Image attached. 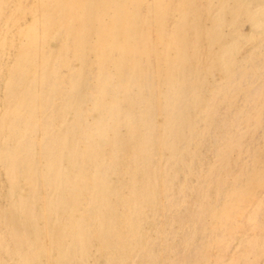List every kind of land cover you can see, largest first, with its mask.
<instances>
[{
    "label": "bare ground",
    "instance_id": "bare-ground-1",
    "mask_svg": "<svg viewBox=\"0 0 264 264\" xmlns=\"http://www.w3.org/2000/svg\"><path fill=\"white\" fill-rule=\"evenodd\" d=\"M64 3L39 1L41 21L35 18L26 28L3 82L0 264H88L97 259L91 257L93 245L105 264L173 262L169 229L176 218L165 230L166 222L155 223V216L159 206L170 209L177 202L174 180L181 170L185 178L192 173L220 101L235 110L231 123L237 129L216 144L212 162L198 173L196 207L183 239L188 251L197 233H209L212 243L182 256L181 263L215 260L211 245L230 242L244 203L255 198L248 216L253 223L264 205V192L256 193L264 185V157L256 158L251 144L264 122V77L253 92L235 79L243 46L240 20L264 27V1L150 0L145 19L157 25L155 43L140 31V0H80L70 19ZM108 11L109 24L101 21ZM62 30L59 49L46 50L47 40ZM249 37L258 40L259 34ZM5 44L0 30V50ZM151 58L163 100L159 125ZM244 60L252 63L253 54ZM214 70L222 74L221 85L208 88ZM238 93L245 94L240 107ZM92 112L97 116L88 121ZM245 245L223 264H257L249 254L263 241Z\"/></svg>",
    "mask_w": 264,
    "mask_h": 264
},
{
    "label": "rangeland",
    "instance_id": "rangeland-1",
    "mask_svg": "<svg viewBox=\"0 0 264 264\" xmlns=\"http://www.w3.org/2000/svg\"><path fill=\"white\" fill-rule=\"evenodd\" d=\"M39 1L40 0H4L2 2L0 30H2V33L5 34L6 44H5V47L2 50H0V113L3 111L4 105H5L3 102L2 88H3V82L6 79L7 69L11 65L14 57L16 56L20 48V45L26 39V30H27L26 28L32 23H34L35 18H37L39 23L41 21V13L37 8ZM64 1H65L64 5L66 6L65 14H66V17L70 19L71 9L77 8V6L80 3V0H64ZM140 2H141L140 6H141V14H142L141 23H140V31L147 36L150 43L152 42L155 43L157 41V38H156L157 25L155 21L152 20V21L147 22L145 19L146 4L149 3L150 0H140ZM17 7H20L19 10L17 9ZM13 14L15 17H13ZM110 16H111V13H109L108 11L106 14L101 15V21L102 22L107 21L109 24ZM7 18H12V19L9 20ZM4 20H8V23H5ZM238 27H239V32H240L239 36L243 40V46L238 56L240 58L239 60H240L241 66L239 65L237 74L235 73L236 78L235 77L234 78L236 80L237 79L242 80L241 81L242 86H246V84L247 85L249 84V86H251V91L253 92V90L257 86H260L259 84L261 83L264 77V43H261L264 41V27L262 26L260 29L257 30L246 19H241ZM224 29L225 31H228V27H225ZM38 31L41 32L40 29ZM252 31L254 33L259 34L258 40L249 39L250 38L249 36L251 35V33L253 34ZM60 32L61 34L53 36V38L51 39L49 38L47 40L45 44L46 50L50 49L54 51V50L59 49V47L61 46L62 40L64 38L65 31L62 30ZM38 35H40V33H38ZM137 36L138 35H136L135 37L137 38ZM135 37H132V38L134 39ZM40 38H41V35L38 36L37 40L39 41ZM258 46L260 47V50ZM69 49H71V46ZM250 53L253 54L252 63L244 60L245 57ZM88 55L90 58L94 57L95 51H90ZM40 63H41V59L40 57H37L34 61V67L37 69ZM78 66H79L78 61L73 60L71 62L72 68H77ZM156 67H157V63L155 59L151 58L148 63V68H149V73L151 74V80L155 85V93H154V98H155L154 117L155 118L154 119H155V123L159 125L162 120L161 106H162L163 100L161 98L162 96L160 94L159 86L157 84L158 79L155 73ZM221 78H222V74L220 73V71L214 70L212 75L208 77L209 84H207L206 82L207 87L216 88L218 85L220 86ZM247 79L248 81L246 83ZM238 94L239 96L237 95L236 106L240 107L243 104L245 94L244 93H238ZM219 102L220 101H215L216 110L212 112L213 119H212V122L209 124V126L211 125L213 127L210 126L211 127L210 128L206 124L209 128L206 131L204 140L199 148V151H198L199 157L195 159L192 163V173L188 174L187 178H185L184 172H182L181 170L178 174V177L174 180L175 186L173 184L174 189H172L171 193L173 194V198H175L177 202L174 205H172L170 209H164L159 206V209H158L159 216L158 214H156L155 216L157 220V222L154 221L155 223L158 224L160 222L163 224L164 222H166V224L164 225V227L166 228L165 230H167L169 226L172 225V227L169 229V231L171 232V234L169 235V238L172 241L171 245L173 247V252L171 251V253L172 255H174L175 258L173 262L168 259L160 260L158 262V263L161 262L160 264H182L181 263L183 262L182 256L187 255V254H190L189 256L194 255V254L196 255L197 253L196 248H199V247L204 248L205 245H210L212 243L211 242L212 238L210 239L209 233H202V232L197 233L195 243L194 245L189 247L190 250L188 251V249L184 245L183 239L187 236L190 230L186 221L188 218L191 217L192 211H194L196 207L197 187L199 186L201 182V180L198 177V173L200 171L205 170L209 166V164L212 162L215 156V152H216L215 151L216 148H214L216 147V144H218L217 146H219V143H221L223 139H225V137H227L229 133H233L235 129H237L236 127L237 123L234 122V125H232L233 123H231L233 119L232 112H235V110L228 109L227 108L228 105H226V102L224 103L223 102L219 103ZM89 105H90L89 99L85 100V103L83 104V109L86 111ZM96 116H97V113L92 112L87 117L88 121H92ZM199 121H200L199 122L200 124L198 123L199 126L200 127L204 126L203 122L201 120ZM216 123H219V124H216ZM121 129L123 131L124 128H121ZM39 136H40V132L38 131L35 137L39 138ZM251 142H252L251 144H253V147H255L254 152H255L256 158H260V159L263 158L264 157V122L262 123V125H259L258 129L255 131L251 139ZM201 148H202V153L200 150ZM244 159H245V155H242L241 161H244ZM201 166H204V167L201 168ZM2 178L3 176L1 175V170H0V180H2ZM178 178L179 180H177ZM184 180L186 181L187 185L184 186L185 188H183V192L179 194L176 192V189L181 184V182H183ZM191 188H192V191H191ZM258 190L256 193L259 196L260 194L264 192V185L261 186V190L259 191ZM218 200L219 201L217 203H220L222 200V197L219 198ZM254 203H255V198H250L244 203L241 210H239L237 221L236 223H234L235 226L233 227V230H235V233L233 237L231 238L230 242L225 247L221 248V247L216 246L215 244L211 245L213 249V256H215V260L210 259L209 260L210 262H206V261L203 262L200 259L198 260V262L199 261L200 262L196 264L226 263L228 262L232 252L237 250L238 246L239 247H241L242 245H244V247L248 246V245H245L246 241L248 240L251 243L253 241L255 242L263 241V245H264V205L262 207V210L259 212L257 216L256 223L248 221V216H250L249 212H250V209L252 208L251 205H253ZM3 204H4L3 197H0V208L3 206ZM171 216H173L174 219L175 218L176 219L174 220L173 224L169 225L168 223L171 221L170 220ZM148 223H149V226L153 225V223L150 221ZM177 223L178 225H176ZM197 243L200 245H198ZM160 248L161 246L158 247L157 251L159 253H164L165 251H162L163 248L162 249ZM242 252H243V249L241 253ZM91 257H94L95 259L96 258L97 259L96 260H94L93 258L88 259L87 261L88 264H105L103 257L97 256V252L95 250L94 245L91 249ZM249 259H253L257 264H264V246L261 249L258 247L255 248L249 254ZM190 262H194V258H191ZM242 262H244V260L240 261V263ZM135 263L137 264V262Z\"/></svg>",
    "mask_w": 264,
    "mask_h": 264
}]
</instances>
